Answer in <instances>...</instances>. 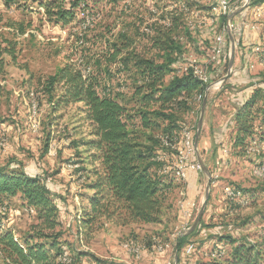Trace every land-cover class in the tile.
Here are the masks:
<instances>
[{
    "label": "rangeland",
    "instance_id": "obj_1",
    "mask_svg": "<svg viewBox=\"0 0 264 264\" xmlns=\"http://www.w3.org/2000/svg\"><path fill=\"white\" fill-rule=\"evenodd\" d=\"M43 1L7 3L0 0V168H22L31 175L45 178L59 208V225L55 233L59 234L63 255L71 258L69 264H94L91 255L108 258L115 264L222 262L231 251V247L222 241L227 235L256 244L264 264V176L255 173L264 167V139L258 141L256 136L255 141H246L244 146L235 148L233 122L244 90L254 87L264 92V62L260 58L261 51H256L257 46L264 48V36L261 35L259 45L241 46L235 42L233 62L237 57L238 67L232 66L231 73L229 63L233 47L227 41L226 51L230 55L222 58L220 72L211 69L213 82L221 78L224 81L203 98L200 95L190 98V110L176 113L182 128H188L196 135L203 100L207 96L194 159L198 161L199 156L203 160L211 174L212 185L202 217L204 225L183 246L178 257L176 242L184 226L181 224L184 209L181 203L190 194L196 195L194 217L189 224L192 226L205 200L210 177L199 169L193 185L187 187L186 170L169 171L172 188L165 195L158 222L120 225L101 218L85 227L90 209L88 195L93 194L86 186L91 181L94 166L91 165V153L85 151L83 145L79 143L75 148V142L89 133L83 105L77 103L56 108L39 80L56 74L68 63L83 68L88 61L96 76L101 79L106 71L107 85L116 87L119 73L114 65L106 69V56L111 42L124 41L121 36L124 33L138 55L157 63L166 61L167 53L156 47L151 38L157 36L160 26L167 23L171 10L180 8L186 12L187 6L182 5L187 3L191 8L189 13H193L189 19L181 18L178 33L184 54L172 64V71L165 79L167 85L173 76H182L192 65L207 63L215 37L222 30L221 19L210 12L213 6L206 0H82L74 9V20L57 22L54 16L46 14ZM50 1L45 0L47 4ZM71 1L57 0L55 6L61 4L70 9ZM232 1L236 8L234 16L248 8L247 18L244 17L247 24H258L264 30V16L260 20L254 16L255 9L264 7V2L255 5L250 4V0ZM222 16L230 25L231 17ZM213 17H216V23L211 26L210 18ZM234 21L240 22L242 18L234 17ZM189 22L197 25L196 29H190ZM20 30L24 31L22 35ZM245 48L249 49L248 58L240 54V49ZM98 56L103 60L102 68L95 63ZM172 56L176 54L172 53ZM237 70L236 77L249 81L225 82ZM121 80L124 84L127 81L129 88L126 86L125 90L130 99L134 79L122 74ZM62 90V84L56 85V95ZM138 102L139 99L137 102L130 100L129 106H139ZM156 108L158 106L153 105L149 109ZM150 118L160 126L150 129L157 136L168 122L153 115ZM258 120L257 115L255 126H258ZM165 154L166 166H172L176 156L169 155L168 151ZM230 187L235 191L227 195L225 190ZM42 229L35 209L27 207L20 195L0 200V236L9 231L21 244L26 240L35 244L43 240L37 234ZM45 232L50 233L49 230ZM129 243L140 247L139 256L128 251L126 244ZM189 245L194 247L193 250L188 251ZM158 246L164 249L159 250ZM3 248L0 244V264H7L9 260Z\"/></svg>",
    "mask_w": 264,
    "mask_h": 264
},
{
    "label": "trees",
    "instance_id": "obj_2",
    "mask_svg": "<svg viewBox=\"0 0 264 264\" xmlns=\"http://www.w3.org/2000/svg\"><path fill=\"white\" fill-rule=\"evenodd\" d=\"M14 1L6 0L7 3ZM56 1L51 0L49 4L45 0L42 2L46 14L54 16L57 22L74 20V9L82 0L71 1L70 9L61 4L55 6ZM250 1V4L255 5L264 2ZM179 10L169 14L167 23L160 26L157 36L151 38L156 47L167 53L166 61L162 63L138 55L125 33L121 34L124 38L122 43H110L106 69L109 70V65L117 67L119 75L116 87L110 88L107 85L106 71L101 79L96 76L94 70H90L93 67L88 61L83 68L68 63L56 74L39 80L56 108L77 103L83 105L82 111L89 133L75 142V148L79 143L83 145L85 151L91 153V165L94 166L91 181L86 186L93 194L88 195L90 209L86 220L84 219L85 227L101 218L120 225L159 221L165 195L172 188V180L169 179L172 176L170 177L169 171L165 172V152L177 156L176 147L184 129L178 122L176 113L190 110V98L199 95L203 98L207 87L194 75L192 67L182 76H173L165 84L168 73L172 71V64L184 54L183 45L178 42V33L180 20L185 14L183 10ZM220 19L224 25L226 18L222 16ZM23 32L20 30L19 34L22 35ZM171 51L176 54L175 57ZM99 57L95 63L102 68L104 63ZM260 58L263 59L262 51ZM122 74L128 77L131 75L134 79L130 99L125 90L126 86L129 88L127 79L124 84ZM59 84H62L63 90L60 95H56V85ZM137 99L139 106L130 107L129 101L137 102ZM153 105L158 108L150 110ZM150 115L168 122L157 136L150 129H159L160 126L152 121ZM257 115L259 122L255 126L254 118ZM233 122L236 132L235 148L244 146L246 141H255L256 136L258 141L264 139V92L261 88L253 89L249 97L240 102ZM17 194L27 207L35 209L43 228L37 234L43 240L35 244L26 240L21 244L13 233L4 232L0 236V244L5 247L3 251L9 260L7 264L71 263V258L63 255L58 242L59 234L55 233L59 225V208L45 178L31 175L22 168H0V200ZM203 225L201 219L193 232L178 236V257L183 246L199 233ZM46 230L50 233H46ZM222 241L231 247V251L222 262L216 260L211 264H263L261 250L256 244L239 241L229 235L224 236ZM91 257L94 264H115L108 258ZM177 261L179 262V258Z\"/></svg>",
    "mask_w": 264,
    "mask_h": 264
},
{
    "label": "built area",
    "instance_id": "obj_3",
    "mask_svg": "<svg viewBox=\"0 0 264 264\" xmlns=\"http://www.w3.org/2000/svg\"><path fill=\"white\" fill-rule=\"evenodd\" d=\"M207 3H210L213 8L210 11L213 13L214 16L221 18L222 12H229L231 13V24L230 25H223L222 30L220 33L215 37V42L212 47L211 55L209 56L207 63L203 66H197L192 65V68L194 70V75L202 81L204 84L207 85L205 94H208L209 91L220 85L224 80L221 78L216 82L212 81V75L213 71L211 69L218 70L222 66V58L226 57V44H227V35H229V32H234L237 29V23L234 21V14L236 12V8L233 5L232 0H206ZM182 6H187V3H184ZM208 13V12H207ZM255 19L260 20L264 16V7L260 9H255L254 13ZM216 17L210 18V25L214 26L216 23ZM256 20V21H257ZM252 28H259L258 24H249ZM190 29L194 30L196 29L197 25L193 24V22H189ZM263 49L260 46L256 47V51H262V57L264 62V56H263ZM230 55V52L227 54ZM232 72V68H230V73ZM202 96V95H200ZM194 132L188 128H184L180 142L177 145V156L175 158L174 164L172 166H166L165 172L171 171V170H186L189 169L197 171L200 168V165L196 159H194L196 147H195V141H194ZM256 174H260L261 176H264V167H262L261 170H256ZM226 194L229 195V192L235 191L233 190V187H230L228 190H225ZM181 206L184 208L183 215L185 221L183 222L182 232L179 233L183 234L188 232L190 229V225L193 217H194V210L196 207V202L191 201L188 198H185L184 201L181 203ZM126 248L128 251L135 253L137 256L141 254L140 247L137 246L134 243L126 244ZM193 246H188V251L193 250ZM159 250H163L164 247H159Z\"/></svg>",
    "mask_w": 264,
    "mask_h": 264
},
{
    "label": "crops",
    "instance_id": "obj_4",
    "mask_svg": "<svg viewBox=\"0 0 264 264\" xmlns=\"http://www.w3.org/2000/svg\"><path fill=\"white\" fill-rule=\"evenodd\" d=\"M182 7V6H181ZM184 7V6H183ZM260 8H263V7H257L256 9H260ZM248 9V8H247ZM247 9H244V10H242V11H240V13H238V14H236V16H235V18L236 17H240V18H242V21H240V22H237V25H238V27H237V29L232 33L233 34V37H234V39H235V36H236V40H235V42H236V44H237V42L239 43V44H241V46L242 45H246V46H249V45H259L260 43H261V40H262V38H261V35L262 36H264V30H262L261 28H258V30H254V29H252L251 28V26L250 25H248L247 24V20H246V13H247ZM179 10V9H178ZM181 10V9H180ZM179 10V11H180ZM186 13H185V11L183 12L185 15V18H190V16L192 15V13H193V11H192V13H189L190 12V10H191V8L189 7V5L187 4V7H186ZM173 11H176V9L175 10H171L170 12H169V14H172L173 13ZM244 17H246V18H244ZM245 19V21L243 22V20ZM226 23V22H225ZM225 25H227V23L225 24ZM240 28H242V30H238V29H240ZM241 31V32H240ZM227 40L228 41H230L231 42V40H230V37H229V35H227ZM256 47V46H255ZM254 47V48H255ZM241 51H240V54L243 56L244 54H245V57L244 58H248V56H249V54H248V50L249 49H247V48H245V49H240ZM237 57L235 58V61H234V63H233V66H234V68L236 67H238V64H237ZM247 64V63H246ZM246 69V68H245ZM245 70L243 69V72H244ZM239 70H237L236 72H235V74H234V76H232V77H230V78H228V79H226L225 80V82H229V83H236V81H237V83H241V82H245V81H249L248 79L246 80L245 78H239V77H236L235 75H238L239 73ZM238 73V74H237ZM253 89H255L254 87H249V88H247L246 90H244L243 91V99L241 100V102L242 101H244L245 99H247L248 97H249V95L251 94V92L253 91ZM240 97V96H239ZM196 174V171H194V170H191V169H189L188 171H187V179L185 180V182L187 183V187H189L190 185H193V182H194V177L196 176L195 175ZM196 195L195 194H190V196L188 197V199L189 200H191V201H195L196 199ZM196 202V201H195ZM184 211V210H183ZM183 215V214H182ZM183 218L181 219V224H183V222L185 221V219H184V215L182 216Z\"/></svg>",
    "mask_w": 264,
    "mask_h": 264
},
{
    "label": "water",
    "instance_id": "obj_5",
    "mask_svg": "<svg viewBox=\"0 0 264 264\" xmlns=\"http://www.w3.org/2000/svg\"><path fill=\"white\" fill-rule=\"evenodd\" d=\"M229 37H230V40H231V43H232V47H233V48H231L232 58H231L230 63H229L230 68H232L233 63H234L233 62V58H234V45H235V39L233 37L232 32H229ZM207 101H208V99H207V96H206L204 98V100H203V106H202L201 116H200V119H199L197 132H196V135H195V147L196 148L198 147L199 137H200V133H201L202 125H203V119H204V115H205V109H206V106H207ZM198 163L200 165L201 170L203 172H205L210 177L211 174L209 173V170L206 168L203 160L199 156H198ZM211 185H212V181H211V177H210V179H209V181L207 183V186H206L205 200L203 202L202 208H201L198 216L194 220L192 226L188 230V233L193 232L197 228V226L199 225V222L201 221V219L203 217V214H204L205 209H206V206H207V201H208V198H209V193H210ZM175 252L177 254V249L176 248H175Z\"/></svg>",
    "mask_w": 264,
    "mask_h": 264
},
{
    "label": "bare ground",
    "instance_id": "obj_6",
    "mask_svg": "<svg viewBox=\"0 0 264 264\" xmlns=\"http://www.w3.org/2000/svg\"><path fill=\"white\" fill-rule=\"evenodd\" d=\"M222 14H223L224 16L228 17V18L231 17V13H229V12H222ZM228 25H229V24H228Z\"/></svg>",
    "mask_w": 264,
    "mask_h": 264
}]
</instances>
